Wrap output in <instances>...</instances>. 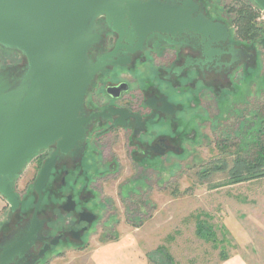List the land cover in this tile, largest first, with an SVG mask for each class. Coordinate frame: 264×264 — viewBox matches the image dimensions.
Instances as JSON below:
<instances>
[{
	"label": "rangeland",
	"instance_id": "374dc122",
	"mask_svg": "<svg viewBox=\"0 0 264 264\" xmlns=\"http://www.w3.org/2000/svg\"><path fill=\"white\" fill-rule=\"evenodd\" d=\"M199 2L200 15L228 29L225 40L210 42L212 50L200 46L191 54L184 46L177 59L175 47L154 48L123 73L93 80L89 94L98 108L113 102L106 82L126 80L129 92L121 103L138 114L131 126L101 116L88 125L93 147L87 163L99 169L90 180H97L93 186L109 208L82 247L64 248L50 264H92L91 253L118 235L137 238L131 244L142 246L150 264H223L234 254L246 264H264V177L229 183L235 160L253 159L252 142L264 139V8L255 0ZM243 5L263 26L257 38L239 32ZM11 49L0 44V70L17 77L27 59ZM107 56L99 59L104 66L97 74L111 65ZM154 95L166 97L172 108L152 111L146 99ZM141 109L157 118L144 125ZM24 172L30 175L32 165ZM5 204L0 195V219Z\"/></svg>",
	"mask_w": 264,
	"mask_h": 264
},
{
	"label": "water",
	"instance_id": "95a60500",
	"mask_svg": "<svg viewBox=\"0 0 264 264\" xmlns=\"http://www.w3.org/2000/svg\"><path fill=\"white\" fill-rule=\"evenodd\" d=\"M255 2L264 8V0ZM197 9L193 2L161 0H0V44L27 58L20 76L11 77L8 70H0V193L14 210L20 201L12 183L30 158L56 145L36 180L37 211L57 152H68L84 139L94 117L128 113L113 106L108 108L109 114L106 110L90 116L83 112L94 76L104 66L88 54L101 37L97 18L105 15L112 31L120 34L112 53L125 39L123 22L133 25L140 42L148 34L175 37L184 32L198 34L206 43L225 40L227 27L204 15H193ZM130 60L127 55L113 65H126ZM112 88L118 91L111 92L117 96L128 84ZM162 100L171 106L165 98ZM115 123L121 124L119 118Z\"/></svg>",
	"mask_w": 264,
	"mask_h": 264
},
{
	"label": "flooded vegetation",
	"instance_id": "af4514ba",
	"mask_svg": "<svg viewBox=\"0 0 264 264\" xmlns=\"http://www.w3.org/2000/svg\"><path fill=\"white\" fill-rule=\"evenodd\" d=\"M161 1H170L175 4L193 2L198 8L193 15L203 14L200 6L202 3L199 0ZM97 22L104 32L98 30L101 37L98 43L88 50L90 57L93 56L96 60H99L102 55L107 54V58H109L110 62L112 61L111 65H113L118 59H124L127 55L131 56L130 62L126 65L107 67L100 71L96 78L94 77L95 81L98 78L97 82L104 79L106 75H111L112 72L113 74L123 73L125 70L121 69L131 68L133 64H136L135 57H141L144 53L152 51L156 44L163 43L160 46L162 48L167 46L175 47L178 51L177 59L180 53L179 48L185 49L184 46L188 47H186L187 51L191 54L197 52L200 46L205 48V53L214 48L212 43L203 42L200 35L190 32H184L175 37L169 34L153 33L151 36L149 34L146 35L145 40L140 42L141 36L136 32L133 25L123 22L122 29H124L125 39L119 42L117 52L112 53L120 34L109 32L110 27L107 25L108 22L104 16L98 17ZM169 42L177 43V45H170L168 44ZM127 46L135 49V52L131 53ZM208 57L210 56L208 55ZM187 62H190V59H187ZM106 70L109 72L105 74ZM125 82L128 84L126 80H118L113 83L106 82L104 89L109 98L113 99V102L102 108L97 107V103L89 94L91 86H93L91 85L83 109L84 115L90 116L92 113L102 110H106V113L109 114L108 108L112 106L122 107L127 109L128 113L126 112L121 116L118 114L104 115V118L101 116V120L109 121L113 125L115 120L119 118L121 124L115 123L114 125L131 126L132 121L136 120L134 115L138 114V112H132V107L129 104L121 103L126 98L125 93L129 92V84L128 88L120 91L117 96L111 93L118 92L116 88L112 87H119ZM109 88H112V91H109ZM154 96L147 98L146 103L152 104V111L154 109L164 111L167 104L162 99L165 98L167 100V98ZM167 107L169 109L172 108L171 106ZM142 111L141 109L139 112L144 125L148 123L147 121L157 118L155 114L148 115L149 113H147L145 115ZM91 122V125H93L95 123L94 119H91L89 124ZM88 128L87 126L86 137L80 140L76 146L69 149L68 152H62L61 150L57 152L55 165L47 184L42 190V200L37 211H35V207L39 195L35 188L36 180L44 161L56 150V145H52L48 149L35 154L29 159L23 171L15 177L12 186L19 196L20 205L17 209L14 210L8 199L0 193L6 201V207H4L2 218L0 219V264H50L52 258L61 254L64 248L82 247L85 238L90 236L93 227L100 221V216L103 210L107 209L108 204L99 198L100 188L93 186L97 180L94 179L95 182L90 180L91 173L95 176L96 173H99V169L90 170V163H87V156L93 147V142H88L90 140ZM87 138L89 139L87 140ZM152 147L154 150L160 149L158 145L157 147ZM98 152V148L94 149L93 158H96ZM31 165L32 173L28 176H23L24 171ZM109 172L110 170L107 173ZM21 179L23 180V186L19 188ZM103 202H105L104 206Z\"/></svg>",
	"mask_w": 264,
	"mask_h": 264
},
{
	"label": "trees",
	"instance_id": "16d2710c",
	"mask_svg": "<svg viewBox=\"0 0 264 264\" xmlns=\"http://www.w3.org/2000/svg\"><path fill=\"white\" fill-rule=\"evenodd\" d=\"M238 9L236 22L239 24L241 36L247 39L257 38L262 33L263 26L256 20L257 16L255 12L249 6L245 5ZM254 141L256 142L252 143L257 147L256 156L251 160L248 158H237L232 168H230L231 179L229 183H238L264 177V139L260 140L259 138V140ZM168 258L170 259V257Z\"/></svg>",
	"mask_w": 264,
	"mask_h": 264
},
{
	"label": "crops",
	"instance_id": "0c3cea01",
	"mask_svg": "<svg viewBox=\"0 0 264 264\" xmlns=\"http://www.w3.org/2000/svg\"><path fill=\"white\" fill-rule=\"evenodd\" d=\"M126 185L127 183L122 188L125 189V192H128L129 188ZM106 204L108 203L106 202ZM107 208H109V205H107ZM116 238L119 239L104 241L91 253L92 264H150L148 257L142 252V246L131 244L137 238L129 239L130 236L128 235H118ZM223 264H246V262L241 255L234 254L223 261Z\"/></svg>",
	"mask_w": 264,
	"mask_h": 264
},
{
	"label": "bare ground",
	"instance_id": "6f19581e",
	"mask_svg": "<svg viewBox=\"0 0 264 264\" xmlns=\"http://www.w3.org/2000/svg\"><path fill=\"white\" fill-rule=\"evenodd\" d=\"M100 17V16H99ZM105 18H106V16H104ZM106 20H107V18H106ZM97 24H98V22H97ZM108 25V24H107ZM109 26V25H108ZM110 27V26H109ZM98 29H99V31H101V32H104L103 31V29L102 28H100V25L98 24ZM106 34V33H105ZM174 45H176V44H174ZM154 48H156V47H154ZM27 59V58H26ZM116 66H120V64L119 65H108V66H106V67H104V68H107V67H116ZM88 93V92H87Z\"/></svg>",
	"mask_w": 264,
	"mask_h": 264
}]
</instances>
